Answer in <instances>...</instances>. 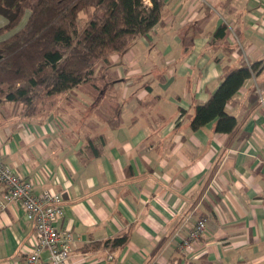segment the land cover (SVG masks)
<instances>
[{"label": "crops", "instance_id": "1", "mask_svg": "<svg viewBox=\"0 0 264 264\" xmlns=\"http://www.w3.org/2000/svg\"><path fill=\"white\" fill-rule=\"evenodd\" d=\"M221 26L224 38L214 39ZM255 62L258 71L226 105L235 129L191 131L194 105L225 70ZM106 71L115 76L116 128L98 113L108 91L97 98L80 88L54 118L11 117L0 126L6 164L36 191L62 193L69 264H264V104L256 92L264 99V0H165L162 22L112 54ZM100 135L102 154L82 161L86 138ZM200 218L206 233L187 259L177 243ZM121 234L122 247L90 248ZM34 243L18 204L0 210V264H20Z\"/></svg>", "mask_w": 264, "mask_h": 264}, {"label": "trees", "instance_id": "2", "mask_svg": "<svg viewBox=\"0 0 264 264\" xmlns=\"http://www.w3.org/2000/svg\"><path fill=\"white\" fill-rule=\"evenodd\" d=\"M164 7L165 0H0V17L6 21L0 36L11 33L0 41V106L11 105L15 118L32 119L41 100L61 96L70 105L72 89L90 86L94 94L108 91L106 99L111 101L104 99L108 107L98 113L116 128L119 106L112 100L115 76L106 71L109 57L123 53L133 38L147 36L162 22ZM26 12L23 26L15 30ZM225 30L217 28L214 39L224 38ZM259 65L225 70L208 100L194 105L189 129L212 123L215 133L230 134L236 119L226 112V105ZM4 120L0 118V126ZM104 146L101 135L86 138L82 161L99 157ZM127 240V234H121L91 243L90 248L117 249Z\"/></svg>", "mask_w": 264, "mask_h": 264}, {"label": "built area", "instance_id": "3", "mask_svg": "<svg viewBox=\"0 0 264 264\" xmlns=\"http://www.w3.org/2000/svg\"><path fill=\"white\" fill-rule=\"evenodd\" d=\"M261 104L263 90L256 88ZM59 121H56L58 126ZM35 182L12 169L0 157V210L18 204L24 218L34 225L35 243L20 264H69L72 232L59 228L64 216L62 193L50 189L36 191ZM206 233V220L198 219L177 243L178 252L185 258L196 254V246ZM43 253H46L43 256Z\"/></svg>", "mask_w": 264, "mask_h": 264}, {"label": "rangeland", "instance_id": "4", "mask_svg": "<svg viewBox=\"0 0 264 264\" xmlns=\"http://www.w3.org/2000/svg\"><path fill=\"white\" fill-rule=\"evenodd\" d=\"M28 15V12H26V16ZM25 16V17H26ZM22 23H23V21L21 22V24L20 25H22ZM19 25V26H20ZM16 29H18V28H16ZM15 29V30H16ZM8 34H10V33H8ZM110 68V67H109ZM106 87H107V84H106ZM80 88V90H91V91H93L91 88H90V86H81V87H79ZM105 88V87H104ZM102 91H104V90H102ZM94 92V91H93ZM96 95H97V98H98V96L99 95H101V92H98V93H96ZM61 96H58V97H53V98H51V99H43V100H41L40 102H39V104H38V106H39V109H38V111H37V114L35 115V118H38V117H42L43 115H47V114H50L51 116H52V118H54L55 116H54V111H55V109L56 110H58V109H60V108H67L68 107V103H67V101H65V102H62L61 101V106L60 105H58V104H60V100L62 99H60L59 100V98H60ZM85 99H87V98H85ZM88 104H86L85 106H87ZM11 117H14V115L12 114V107H11V105L9 106V105H4V106H0V118H3V120L4 121H6L7 119H10ZM16 118H20V117H16ZM57 121V120H56ZM54 123V122H53Z\"/></svg>", "mask_w": 264, "mask_h": 264}]
</instances>
